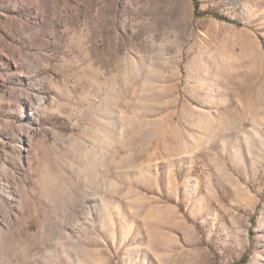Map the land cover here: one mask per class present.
I'll use <instances>...</instances> for the list:
<instances>
[{
  "label": "rangeland",
  "instance_id": "1",
  "mask_svg": "<svg viewBox=\"0 0 264 264\" xmlns=\"http://www.w3.org/2000/svg\"><path fill=\"white\" fill-rule=\"evenodd\" d=\"M0 264H264V0H0Z\"/></svg>",
  "mask_w": 264,
  "mask_h": 264
}]
</instances>
